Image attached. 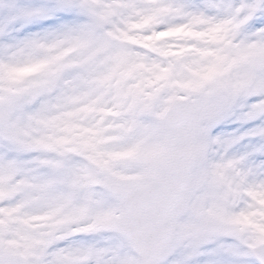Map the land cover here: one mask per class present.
<instances>
[{
  "label": "snow or ice",
  "instance_id": "snow-or-ice-1",
  "mask_svg": "<svg viewBox=\"0 0 264 264\" xmlns=\"http://www.w3.org/2000/svg\"><path fill=\"white\" fill-rule=\"evenodd\" d=\"M257 189L264 0H0V264H264Z\"/></svg>",
  "mask_w": 264,
  "mask_h": 264
},
{
  "label": "clouds",
  "instance_id": "clouds-1",
  "mask_svg": "<svg viewBox=\"0 0 264 264\" xmlns=\"http://www.w3.org/2000/svg\"><path fill=\"white\" fill-rule=\"evenodd\" d=\"M227 28H228L227 22L222 23V24H218L217 26H215L212 29H210L209 31H207V33L204 37L205 41L210 42V43L217 41L219 38H221L223 36V34L227 30ZM255 195H256V199H257L258 203L260 205H264V189H257ZM237 219L241 223H247L249 221V219L264 223V217H262L259 214L251 215V216L240 215L239 217H237ZM261 231L264 232V227L261 228Z\"/></svg>",
  "mask_w": 264,
  "mask_h": 264
},
{
  "label": "rangeland",
  "instance_id": "rangeland-1",
  "mask_svg": "<svg viewBox=\"0 0 264 264\" xmlns=\"http://www.w3.org/2000/svg\"><path fill=\"white\" fill-rule=\"evenodd\" d=\"M121 159H123V157H121ZM117 162H119V160Z\"/></svg>",
  "mask_w": 264,
  "mask_h": 264
}]
</instances>
